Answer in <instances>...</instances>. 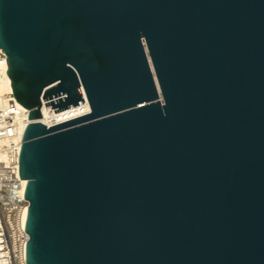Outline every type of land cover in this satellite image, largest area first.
I'll use <instances>...</instances> for the list:
<instances>
[{
    "label": "water",
    "instance_id": "95a60500",
    "mask_svg": "<svg viewBox=\"0 0 264 264\" xmlns=\"http://www.w3.org/2000/svg\"><path fill=\"white\" fill-rule=\"evenodd\" d=\"M0 49L28 264H264V0H0Z\"/></svg>",
    "mask_w": 264,
    "mask_h": 264
},
{
    "label": "built area",
    "instance_id": "2783aa9c",
    "mask_svg": "<svg viewBox=\"0 0 264 264\" xmlns=\"http://www.w3.org/2000/svg\"><path fill=\"white\" fill-rule=\"evenodd\" d=\"M7 66V55L0 49V83L7 75ZM5 99L6 104L0 102V264H28L30 235L24 217L30 203L25 198L28 181L21 178L20 159L30 112L18 103L14 93Z\"/></svg>",
    "mask_w": 264,
    "mask_h": 264
},
{
    "label": "bare ground",
    "instance_id": "6f19581e",
    "mask_svg": "<svg viewBox=\"0 0 264 264\" xmlns=\"http://www.w3.org/2000/svg\"><path fill=\"white\" fill-rule=\"evenodd\" d=\"M7 68H8L7 69V71H8L9 67L7 66ZM10 93H14V90H13V87H12V80H11V78H10L8 72H7L6 77L0 83V97H2V98H0L1 99L0 102L2 104H6L7 103V100L5 99V96L7 94H10ZM28 211L26 212L25 217H24L25 224L27 222Z\"/></svg>",
    "mask_w": 264,
    "mask_h": 264
}]
</instances>
